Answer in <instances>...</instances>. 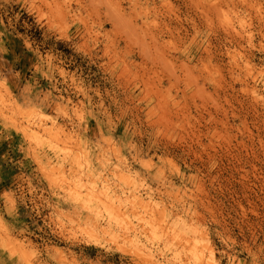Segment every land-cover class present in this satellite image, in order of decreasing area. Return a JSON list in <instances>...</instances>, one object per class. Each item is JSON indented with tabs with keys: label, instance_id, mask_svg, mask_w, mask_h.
I'll return each mask as SVG.
<instances>
[{
	"label": "rangeland",
	"instance_id": "rangeland-1",
	"mask_svg": "<svg viewBox=\"0 0 264 264\" xmlns=\"http://www.w3.org/2000/svg\"><path fill=\"white\" fill-rule=\"evenodd\" d=\"M0 264H264V0H0Z\"/></svg>",
	"mask_w": 264,
	"mask_h": 264
}]
</instances>
